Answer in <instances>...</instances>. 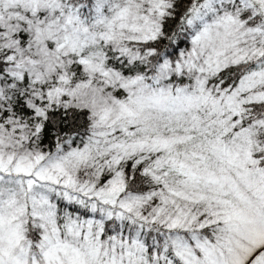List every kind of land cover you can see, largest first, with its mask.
Listing matches in <instances>:
<instances>
[{"label":"snow or ice","instance_id":"6c2138e0","mask_svg":"<svg viewBox=\"0 0 264 264\" xmlns=\"http://www.w3.org/2000/svg\"><path fill=\"white\" fill-rule=\"evenodd\" d=\"M0 264H264V0H0Z\"/></svg>","mask_w":264,"mask_h":264}]
</instances>
